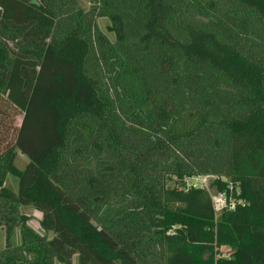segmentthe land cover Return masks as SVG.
Masks as SVG:
<instances>
[{"label": "trees", "instance_id": "16d2710c", "mask_svg": "<svg viewBox=\"0 0 264 264\" xmlns=\"http://www.w3.org/2000/svg\"><path fill=\"white\" fill-rule=\"evenodd\" d=\"M38 2L0 0V264H264V0Z\"/></svg>", "mask_w": 264, "mask_h": 264}, {"label": "rangeland", "instance_id": "374dc122", "mask_svg": "<svg viewBox=\"0 0 264 264\" xmlns=\"http://www.w3.org/2000/svg\"><path fill=\"white\" fill-rule=\"evenodd\" d=\"M78 2L82 6V8L85 10L89 9V7L91 6L90 0H78ZM108 24H109V20L103 19V18L99 19V25H100L101 29L104 30L105 32H107V25ZM14 117H15L16 124H20L21 119H22V115L20 114V112L19 113L15 112ZM8 121L10 122L9 119H8ZM28 161H29V159L25 155H23L22 153H19L17 160H16V163L20 169H24L26 167V164L28 163ZM197 176H204V175H196V176L189 178L187 180L188 184H189V182L196 183L198 185L202 184L197 179ZM6 185L9 188H11L12 190L17 191V189H18V178L13 176L12 174L8 175L7 180H6ZM207 188L209 189L210 194H211L213 200L215 201L217 208L219 209V211L217 212V215H216V217H218L224 210L227 209V208H225V209L221 208L225 204V198L216 189L213 182L211 185L209 184L207 186ZM231 202H234V198L227 199V203L230 204ZM20 210L30 218L29 219V225L34 229V231H36L37 233L44 235V236H48V237L53 236L52 232H46L41 227L42 213L40 211L35 209L33 206H23V207H21ZM4 238H6V231L4 228H0V249H2L4 246ZM13 238H14L13 239L14 244L21 242V235H20L19 228H17L16 234L14 235ZM230 251H231L230 247L224 246L221 248V252L224 256H228L230 254ZM21 264H23V263H21Z\"/></svg>", "mask_w": 264, "mask_h": 264}, {"label": "built area", "instance_id": "2783aa9c", "mask_svg": "<svg viewBox=\"0 0 264 264\" xmlns=\"http://www.w3.org/2000/svg\"><path fill=\"white\" fill-rule=\"evenodd\" d=\"M197 179L202 183V184H200V185H198V184H196V183H192V182H189V185L190 186H197V187H206L207 188V186L210 184H212V182L214 181V180H216L217 179V177L216 176H214V175H204V176H197ZM204 185V186H203ZM208 189V188H207ZM209 190V189H208ZM221 194H222V196H224V198H225V204L221 207L222 209H225V208H227V209H233L234 208V206H235V204L234 203H227V196L225 195V193H223V192H220ZM214 201V200H213ZM214 204H215V201H214ZM234 204V205H233ZM215 208H216V212H218L219 211V209L217 208V205L215 204ZM220 208V209H221Z\"/></svg>", "mask_w": 264, "mask_h": 264}, {"label": "water", "instance_id": "95a60500", "mask_svg": "<svg viewBox=\"0 0 264 264\" xmlns=\"http://www.w3.org/2000/svg\"><path fill=\"white\" fill-rule=\"evenodd\" d=\"M32 3H33V4H36V5H39L38 0H32Z\"/></svg>", "mask_w": 264, "mask_h": 264}]
</instances>
